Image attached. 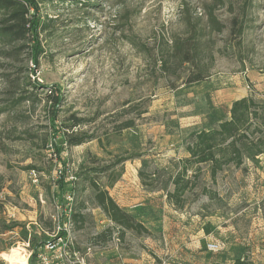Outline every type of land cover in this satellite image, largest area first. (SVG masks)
<instances>
[{
	"label": "rangeland",
	"instance_id": "rangeland-1",
	"mask_svg": "<svg viewBox=\"0 0 264 264\" xmlns=\"http://www.w3.org/2000/svg\"><path fill=\"white\" fill-rule=\"evenodd\" d=\"M32 13L49 27L39 40L0 43V224L20 225L0 234V263L14 250L29 264L22 238L41 241L71 210L80 217L66 225L69 245L83 264H264V156L216 179L208 166L189 169L181 208L139 178L143 169L169 183L189 158L190 136L229 119L246 93L264 108V0H47ZM175 39L194 42L193 65L179 66ZM198 72L205 81L185 84ZM52 91L63 97L56 123ZM70 117L82 121L71 133L95 139L64 144L59 160L53 145L62 146ZM64 167L76 192L58 199ZM85 171L90 182L78 178ZM92 182L144 230L112 222Z\"/></svg>",
	"mask_w": 264,
	"mask_h": 264
},
{
	"label": "trees",
	"instance_id": "trees-1",
	"mask_svg": "<svg viewBox=\"0 0 264 264\" xmlns=\"http://www.w3.org/2000/svg\"><path fill=\"white\" fill-rule=\"evenodd\" d=\"M46 1L47 0H0V14L5 15V19L1 22V25L6 26L0 29V43L28 42L30 36L34 38L33 42L39 40V31L42 30L45 32L49 27H44V22L41 23V21L36 18V15H34L35 13L31 14V10L38 12L39 5ZM35 36H37V39H35ZM192 43L194 42L190 41V39H175L172 42L171 51L175 56L174 58L179 62V66L182 68L185 65L194 64L197 47L194 44L192 45ZM23 48L28 49V46H23L18 52L20 53ZM166 63L162 66H167ZM184 80L185 84L190 85L205 81L206 76L202 72L190 73ZM29 86L38 87L39 84L33 85L30 83ZM62 100L63 97L53 91L46 95V102L50 106L48 109L50 122L52 123H56L59 119L61 111L59 110V106ZM261 109L264 110L263 107H260V104L256 101L253 94L235 101L229 111V119H212L207 128L201 132L193 133L190 136L186 147L189 158L181 161V171L169 176V183L165 184L163 187L161 185L160 187L156 185V173L149 176L144 173L143 169H140L139 178L146 191L150 193L163 191L173 205L181 208L182 201L180 200L189 188V181L185 179L189 169L196 166H208L211 179H216L218 173L228 165L232 164L236 167H241L245 162H251L252 164L258 163L260 156H264V138L259 136L260 133L263 136L264 123H258L260 119H263L261 117ZM74 118L75 117H70L69 119L74 121L73 125L69 127L65 125V128L68 130L62 132V146L59 147L57 144L53 145L55 150L54 155L59 160H61L64 144L72 148L81 146L95 139L93 136L78 137L74 132L71 133L69 131L70 128L73 130V128L82 122L78 119L74 120ZM46 146L48 145L46 144ZM62 165H66V163H62ZM111 170V168H107L103 170V172L106 173ZM66 172V167L60 171L58 199L66 198L67 194H70L69 197L74 196L76 192L75 188L70 190L66 189ZM120 176L121 174L112 182V187L119 180ZM78 178L85 182H90L92 180L91 171L83 172ZM170 184L173 186V191L169 190ZM92 185L95 188V202L97 206L104 211L112 222L126 230H144L141 225L135 222L131 215L116 204L112 197H110L108 191L101 190L94 182H92ZM78 216L80 217V215H73L74 218ZM14 224L15 223L0 224V234L13 232L15 229L19 228L20 225ZM42 238V241H44L45 236ZM22 240L30 244L29 248L33 252L29 264H36L39 247V245L36 244L38 238L33 237L29 241L27 236H25ZM43 243L44 242H42L40 247ZM2 251L3 250L0 249V253ZM247 259L246 257L237 258L234 264H252L249 263ZM213 264L221 263L215 262Z\"/></svg>",
	"mask_w": 264,
	"mask_h": 264
},
{
	"label": "built area",
	"instance_id": "built-area-1",
	"mask_svg": "<svg viewBox=\"0 0 264 264\" xmlns=\"http://www.w3.org/2000/svg\"><path fill=\"white\" fill-rule=\"evenodd\" d=\"M71 214L72 211L70 210L65 222H59L58 227L55 228L52 232L43 231V234L45 236L44 241H40L38 239L36 242L39 245L38 258L36 264H83L81 263L78 254L72 251L73 249L69 245L70 233L66 229V225L72 223L73 215ZM42 242L44 243L40 247ZM28 246H30L29 243ZM218 249L219 245L215 243L208 244L209 251L215 252ZM30 253L31 258L33 252L31 251Z\"/></svg>",
	"mask_w": 264,
	"mask_h": 264
},
{
	"label": "bare ground",
	"instance_id": "bare-ground-1",
	"mask_svg": "<svg viewBox=\"0 0 264 264\" xmlns=\"http://www.w3.org/2000/svg\"><path fill=\"white\" fill-rule=\"evenodd\" d=\"M9 264H28L27 254L23 251H12L11 255L6 257Z\"/></svg>",
	"mask_w": 264,
	"mask_h": 264
},
{
	"label": "crops",
	"instance_id": "crops-1",
	"mask_svg": "<svg viewBox=\"0 0 264 264\" xmlns=\"http://www.w3.org/2000/svg\"><path fill=\"white\" fill-rule=\"evenodd\" d=\"M245 96L247 97V96H248V94L246 93V94H245ZM245 96H244L243 98H246Z\"/></svg>",
	"mask_w": 264,
	"mask_h": 264
}]
</instances>
